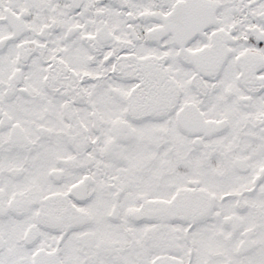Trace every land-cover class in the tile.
<instances>
[{"label":"snow or ice","instance_id":"snow-or-ice-1","mask_svg":"<svg viewBox=\"0 0 264 264\" xmlns=\"http://www.w3.org/2000/svg\"><path fill=\"white\" fill-rule=\"evenodd\" d=\"M0 264H264V0H0Z\"/></svg>","mask_w":264,"mask_h":264}]
</instances>
